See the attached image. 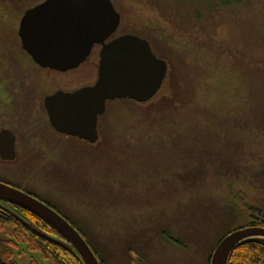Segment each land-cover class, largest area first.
Instances as JSON below:
<instances>
[{
	"label": "rangeland",
	"instance_id": "rangeland-1",
	"mask_svg": "<svg viewBox=\"0 0 264 264\" xmlns=\"http://www.w3.org/2000/svg\"><path fill=\"white\" fill-rule=\"evenodd\" d=\"M111 2L122 17L116 35L146 39L168 62L170 90L187 110L219 106L223 134L180 141L181 118L160 133L145 125L167 114L164 102L122 103L111 140L96 149L70 144L69 184L31 171L28 159L0 161V182L30 184L105 264H209L222 235L249 224L248 207L264 211V0ZM7 9L0 6V31ZM10 14L14 31L21 12ZM14 250L15 264H28L30 252Z\"/></svg>",
	"mask_w": 264,
	"mask_h": 264
},
{
	"label": "water",
	"instance_id": "water-1",
	"mask_svg": "<svg viewBox=\"0 0 264 264\" xmlns=\"http://www.w3.org/2000/svg\"><path fill=\"white\" fill-rule=\"evenodd\" d=\"M19 21L17 32L21 47L41 67L60 71L75 68L85 60L94 44H102L98 78L93 86L75 93L57 92L46 98L45 108L55 130L89 142L97 141V116L104 111L106 100L127 98L144 103L155 96L164 82L167 62L155 55L146 39L130 33L105 43L120 22L111 0H43L30 7ZM7 133L2 131L0 140ZM1 157L13 159L4 154ZM0 201L30 211L61 236L49 235L28 222L38 237L60 246L82 264H101L78 229L41 200L0 182ZM260 238L264 239L262 226L228 232L216 243L209 264H228L230 254L241 242ZM19 245L30 252L29 260L48 264L41 252L28 250L24 243Z\"/></svg>",
	"mask_w": 264,
	"mask_h": 264
},
{
	"label": "flooded vegetation",
	"instance_id": "flooded-vegetation-1",
	"mask_svg": "<svg viewBox=\"0 0 264 264\" xmlns=\"http://www.w3.org/2000/svg\"><path fill=\"white\" fill-rule=\"evenodd\" d=\"M41 1L43 0L32 3L28 8L5 10L8 19L6 24L11 23L9 18L11 11L14 13L21 12L17 20L18 29L22 15L30 7L39 4ZM121 19L122 17H120V21ZM116 32L110 35L105 43L119 37ZM101 48L102 44H94L84 61L75 68L65 71L41 67L29 55L26 58L21 54L14 53L6 59L0 58V134L2 131L8 132L7 137L0 140V161L14 164L16 161L22 163V160L28 159L33 167L30 169L31 171L49 175L56 184H69L67 173L64 171H66L65 159H68L70 144L72 146L75 144L77 148L82 150L86 147L96 149L97 145L107 143L105 142L106 139H112V133L109 129L112 121L118 116V108L122 106V103L138 104L139 102L127 98L106 100L104 111L97 116L98 137L97 141L94 142L55 130L50 123L48 110L45 108L46 98L55 95L57 92L75 93L77 90L94 85L98 78L97 71ZM20 50L24 51L21 46ZM3 154L12 156L13 159H4L1 157ZM23 175L21 179L25 183L29 175L25 172ZM6 184L10 185L9 183ZM28 185L30 184L27 183L21 187L10 186L17 187L36 197L65 218L51 203L46 202L36 193L34 194ZM68 222L70 223V221Z\"/></svg>",
	"mask_w": 264,
	"mask_h": 264
},
{
	"label": "trees",
	"instance_id": "trees-1",
	"mask_svg": "<svg viewBox=\"0 0 264 264\" xmlns=\"http://www.w3.org/2000/svg\"><path fill=\"white\" fill-rule=\"evenodd\" d=\"M4 1L6 2L7 0H0V6L7 9L8 5L5 4ZM8 1L14 2L12 9H18V8H28L30 5H32V3L38 0L34 2L33 0H23V2L22 0H8ZM20 2H22L23 4H20ZM9 9H11V7ZM6 22L3 23L4 30L2 29L0 31L1 59H6L10 55H13L14 53L20 50V46H21L16 29L13 31L12 26H10V24H6ZM169 68L170 67L168 65L167 67L168 71L166 73L165 79L163 80L164 82L160 87V89L155 94V96L147 101H144V103H138L139 105L150 107L155 103V101H159V103L161 104L162 102H164V104H166L167 106L166 108H168L167 114L166 115L162 114V116L157 117L153 121L148 120V122L145 123V125L149 126L150 128L153 127L155 129L157 128L156 131H159L160 133L163 128L167 129L170 126L177 128V126H175L174 124L179 118H181V120L178 123L179 124L178 128L176 130L178 132L179 129L181 128V133H183L187 137H184L185 139L181 138L180 141L188 139L191 136V134H193V132L195 131H197V133H195L196 135L199 134L200 132L202 133L206 132L207 134L211 133V135L214 133L219 135L220 133V135H222L223 134L222 131L224 130L223 127H227V126H225L224 120H222V118L223 119L225 118L224 113L223 112L221 113L218 110L220 107L215 106L214 109L212 107H206L205 105H201L202 102H199V104L196 103L197 105L191 104L190 108L187 110L186 106L182 105V103L179 102V100L175 99L174 93H172L170 90L169 80H170L171 70H169ZM168 100L175 103L174 107L171 106L168 107L169 106L167 103ZM190 125L194 127L195 125L196 126L199 125L198 127L199 129L197 128L195 130V128L194 127L192 128ZM185 128L186 131L183 130ZM191 128L193 131L190 130ZM257 129L260 128H258L257 126ZM260 130L261 132L264 131L262 129ZM190 138L194 142L195 141L198 142L199 139V137L197 138L190 137ZM193 176L194 175L189 174V179H191V177ZM248 210L250 211L248 215L249 224L239 226L238 228L249 227V226L264 227V211L260 207L259 208L248 207ZM28 222L35 224L38 228H41L49 235L51 234L52 236L57 238L61 237L59 233L56 232L55 229L49 226L44 220L36 217L30 211L12 205L8 202L0 201V264H14L11 261L13 254L12 251L18 247L19 243L27 244L28 250L30 251L41 252L42 259L46 261V263L48 264H82L74 255L72 256L68 251L64 250L60 246L52 242L50 243L49 241H46L40 236L38 237L35 234V232L30 228ZM232 230H227V232H225V234H223L221 238L226 236L227 233ZM83 238L85 239L84 236ZM94 253L96 254L100 263L105 264L104 260L100 259V257L97 255V252L94 251ZM230 255L231 256L229 258L228 264H264V239L261 238L249 239L247 241L241 242L239 246H237ZM29 263L38 264L33 260V258H30Z\"/></svg>",
	"mask_w": 264,
	"mask_h": 264
}]
</instances>
